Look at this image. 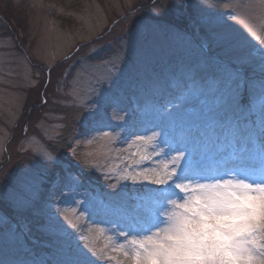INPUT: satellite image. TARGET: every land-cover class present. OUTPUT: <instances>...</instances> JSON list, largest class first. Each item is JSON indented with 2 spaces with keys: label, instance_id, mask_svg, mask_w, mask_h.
<instances>
[{
  "label": "rangeland",
  "instance_id": "rangeland-1",
  "mask_svg": "<svg viewBox=\"0 0 264 264\" xmlns=\"http://www.w3.org/2000/svg\"><path fill=\"white\" fill-rule=\"evenodd\" d=\"M145 1L1 2L12 33L0 35V193L16 220L33 219L51 240L47 253L34 250L0 203V264H97L98 254L130 264L128 238L156 222L176 182H264V145L245 101L264 94V0H171L170 23L139 16ZM122 18L133 22L123 46L97 61ZM136 97L132 113L126 104ZM58 106L77 107L84 128L66 148L50 145L64 129ZM59 147L101 178L75 175ZM56 162L63 181L44 199Z\"/></svg>",
  "mask_w": 264,
  "mask_h": 264
},
{
  "label": "clouds",
  "instance_id": "clouds-1",
  "mask_svg": "<svg viewBox=\"0 0 264 264\" xmlns=\"http://www.w3.org/2000/svg\"><path fill=\"white\" fill-rule=\"evenodd\" d=\"M127 242L130 264H264V182L184 178L164 199L156 222ZM153 250V260L136 259Z\"/></svg>",
  "mask_w": 264,
  "mask_h": 264
},
{
  "label": "trees",
  "instance_id": "trees-1",
  "mask_svg": "<svg viewBox=\"0 0 264 264\" xmlns=\"http://www.w3.org/2000/svg\"><path fill=\"white\" fill-rule=\"evenodd\" d=\"M1 2L2 3L5 2V4L7 5L6 0H0V4H1ZM101 2L104 3L105 0H101ZM172 3L173 2L171 0H163L162 3L158 2V4H160V7L159 6L158 7L157 6L148 7V6H151L152 3H151V1L148 2V0H146L144 2V4L147 5V10H145V8L142 9L141 13L138 14V15L139 16H147V17L149 15L150 17L156 18L158 20L166 21V22H169V23L170 22H173L174 21V16H173L174 9L173 8L175 6ZM3 6L4 5H0V27H1V29H0V35H2V34L3 35L4 34H6V35L9 34L10 35L12 33V31L11 30L9 31V29L12 26V22L11 21H8L9 19H8V15L7 14L6 15H1L2 14L1 11L5 8V6L4 7ZM153 10L157 11L158 13H154ZM187 13H189V12H187ZM192 17H193V14H192ZM117 18L113 19L111 17L110 18L111 23H114ZM189 18H191V16ZM189 18H188V20H189ZM122 20H123V18L121 20H119V23L116 26H114L115 24H113L112 27L110 28L111 32L107 34V36L113 34V37H110V44H111V47H109L110 50L108 52H104L102 54H96V58L95 59L97 61L102 60V58H105V57H108L109 58V56L111 55V52L113 50L114 51H119L121 49V47L123 46V41L126 39L127 34H128V33H126L127 30H123V29L127 27L128 30H130L131 28L129 29L128 26H130L133 22L130 21V22H127V24H125V23L123 24V22L120 23ZM183 23H184V21H183ZM15 33H17V32H15ZM107 36H106V38L109 37V36L108 37ZM102 55H104V56H102ZM50 72H51V74H50L51 77L55 76V69L54 68ZM60 77H61V75L58 78H60ZM58 78H57V82H58ZM44 85H46V84H44ZM50 88H51V85L48 88L46 87V93L47 92H50ZM33 91L35 92L36 89H34ZM44 95L45 94H43L42 99H41L42 103H45V97H44ZM56 108H57V110L60 111V113L63 114V117L65 118V121H63L64 122V129H63V133H61V137L58 139V141H53V142L50 143V145H52V144L53 145H56V144H59L61 142V144H62L61 146L62 147L65 146L64 148H66L68 144L69 145L71 144L70 140H71V138H73L77 134V131L84 129L83 126H82V124H81L82 121L80 122V118H79L80 111L75 106H74V108L69 107V109L68 108H65V107H60V106H58ZM73 134H75V135L72 137ZM64 135H65V137H64ZM63 137H64V140H63ZM17 139H19V138H17ZM64 141H65V143H63ZM66 141H67V143H66ZM60 147H59V150L56 148L55 150H53V152L55 153V155H57L59 157L60 163H62V161H64V162L67 163L66 165H69L68 159L65 158V155H63L64 154V150H63V148L60 149ZM60 163H57L56 162L55 165H52V167H53L52 170H51L52 171L51 172L52 173V176L59 175V174H63L64 175V172H63L64 171V168H63V166ZM17 164L18 163L15 162L14 165H17ZM69 167H70L69 169L73 170V173L75 175L81 177L82 180L83 179L84 180H87V178H88V180H90V181L93 182L95 180L93 178H97L98 180L101 178V177L98 178L97 174H95L96 172L93 174V171H91V170H89L87 173H85L84 171L80 172L76 167H72L70 165H69ZM93 183H95V182H93ZM97 184H99L98 181H97ZM46 186H48V185H46ZM44 193L46 194L47 192L45 191ZM3 198L4 197L0 193V203L3 206V210L7 211L8 216L11 217L12 220L14 219L18 223L19 222H23L22 219H20V218H17V220H16L15 213L13 212L15 210L12 209V207H11L10 204L6 205V203H5V201H4ZM31 220H33V219H29V221H31ZM31 222H33V221H31ZM26 224H27V226L29 228H32L31 230H32V232L34 231V236H37V238L39 239V241H42V243L43 242H50L49 240H51V239H50V236L48 235V233H45L44 234V231L43 230L38 229V227H35V226L33 227V224L32 223H26ZM42 246H43L44 251H46V253H47L48 252V249H47L48 247L45 246L44 243H43ZM39 249L40 248H37V247L34 248V250H36V251H38L40 253V250Z\"/></svg>",
  "mask_w": 264,
  "mask_h": 264
},
{
  "label": "snow or ice",
  "instance_id": "snow-or-ice-1",
  "mask_svg": "<svg viewBox=\"0 0 264 264\" xmlns=\"http://www.w3.org/2000/svg\"><path fill=\"white\" fill-rule=\"evenodd\" d=\"M136 177H133V179H135ZM159 181V180H158ZM9 195H15L14 193H8ZM22 203H26V201H23ZM125 255H127V253H125ZM156 257V252L155 250L153 251H148V252H142V253H137L136 254V259L137 260H145V261H149V260H153ZM250 260L253 258L251 254H249L248 257Z\"/></svg>",
  "mask_w": 264,
  "mask_h": 264
}]
</instances>
